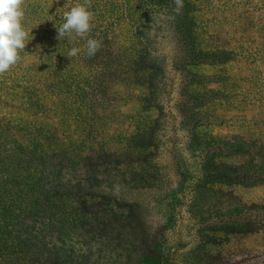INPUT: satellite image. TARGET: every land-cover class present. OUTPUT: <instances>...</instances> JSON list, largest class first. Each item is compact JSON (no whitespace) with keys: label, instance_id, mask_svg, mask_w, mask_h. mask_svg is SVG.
I'll list each match as a JSON object with an SVG mask.
<instances>
[{"label":"trees","instance_id":"trees-1","mask_svg":"<svg viewBox=\"0 0 264 264\" xmlns=\"http://www.w3.org/2000/svg\"><path fill=\"white\" fill-rule=\"evenodd\" d=\"M82 2L43 8L25 0L23 25L34 39L18 64L0 75V114L8 108L15 116L0 120V264H190L189 242H210L216 224L232 220L219 214L211 186L237 178L224 163L214 167L236 153L197 132L215 117L211 107L237 106L225 71L229 59L199 49V8L192 0H92L88 37L102 47L88 57V37L58 40L54 26ZM161 17L189 47L185 68L210 61L217 68L213 81L190 70L184 81L181 124L192 127L191 155L178 136V117L170 113L167 137L164 114L150 115L162 96L171 99L174 85L149 38ZM122 25L131 31L126 48L114 43ZM72 47L81 51L68 58ZM28 56L35 62L24 66ZM115 81L142 90L137 114L116 108L109 97ZM258 85L246 84L249 90ZM240 108L264 113V99L248 93ZM126 124L131 132L113 130ZM181 224L188 242L176 245L184 251L176 263L173 237Z\"/></svg>","mask_w":264,"mask_h":264},{"label":"rangeland","instance_id":"rangeland-1","mask_svg":"<svg viewBox=\"0 0 264 264\" xmlns=\"http://www.w3.org/2000/svg\"><path fill=\"white\" fill-rule=\"evenodd\" d=\"M40 7L52 6L61 0H29ZM199 8L196 14L199 24V49L211 50L216 54H224L229 59L225 68L231 84L235 88L236 108L224 110L220 104L211 107L214 118L210 123L197 128L201 134L209 133L218 145H228L236 155L225 160L217 159L214 167L225 164V169L233 181L214 183L211 187L217 200L220 215H229L232 220L217 223L210 242L196 240L187 246L190 264H264V113L259 109L247 111L240 108V102L248 95L264 99V0H192ZM130 27L122 25L117 29L114 43L118 48L129 47ZM151 47L158 50V64L164 71L167 80H172V97L162 96L159 107L152 109L150 115L157 119L161 116L164 126L162 135H172V119L170 113L179 118L178 136L183 139L186 153L191 143V124H181L183 107L186 101L182 97L187 71L197 73L206 81H213L217 68L213 62H206L199 67L185 68L189 58V47L168 18L161 17L152 26L149 33ZM35 62L33 57H25L24 66ZM85 74V72H84ZM257 79V82L255 81ZM248 80L260 84L256 90H249ZM172 85V84H171ZM216 92L217 87H209ZM142 90L132 86L115 85L109 92L117 109L125 115H134L140 111L137 98ZM15 116L6 108L0 114V120H12ZM113 130L129 133L133 130L130 124L122 127L114 126ZM217 145V146H218ZM234 150V151H233ZM192 161L200 164L193 158ZM187 223H185L186 225ZM181 224L172 250L174 262L179 263L184 251H176L177 244L188 242L185 239V227ZM154 225L152 229H156ZM206 249L212 254L205 258ZM186 251V250H185ZM102 264V263H101ZM110 264V263H103ZM151 264V263H148Z\"/></svg>","mask_w":264,"mask_h":264},{"label":"clouds","instance_id":"clouds-1","mask_svg":"<svg viewBox=\"0 0 264 264\" xmlns=\"http://www.w3.org/2000/svg\"><path fill=\"white\" fill-rule=\"evenodd\" d=\"M25 0H0V75L6 73L21 60V53L26 45L34 39L32 32L24 27ZM92 0H83L63 14V23L56 26L57 39L66 38L74 42L77 38L88 37L92 30L94 13L90 10ZM179 7L176 9L179 12ZM102 47V42L88 37L85 44V53L92 57ZM79 47H72L67 57L77 56Z\"/></svg>","mask_w":264,"mask_h":264}]
</instances>
